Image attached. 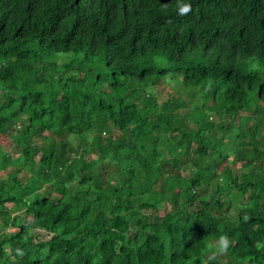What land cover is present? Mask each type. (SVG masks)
I'll use <instances>...</instances> for the list:
<instances>
[{"label":"trees","instance_id":"1","mask_svg":"<svg viewBox=\"0 0 264 264\" xmlns=\"http://www.w3.org/2000/svg\"><path fill=\"white\" fill-rule=\"evenodd\" d=\"M218 262L264 264V0H0V264Z\"/></svg>","mask_w":264,"mask_h":264},{"label":"rangeland","instance_id":"2","mask_svg":"<svg viewBox=\"0 0 264 264\" xmlns=\"http://www.w3.org/2000/svg\"><path fill=\"white\" fill-rule=\"evenodd\" d=\"M180 82L182 83V79H180L179 77H173L170 80L163 81L161 83H158V84L154 85L151 90H152L153 95L156 98V101L159 102L160 100H162V99H164L166 97H169V96H171L173 94L179 95V96L180 95L181 96L182 95H185V93H183V91L180 92V93H175V89L177 88V84H179ZM202 101H203L202 96L201 95H198L196 97L195 101L192 102V103L187 104L184 107L183 110L185 111L187 109H190V107L193 104L201 105ZM203 108L205 109V106H203ZM252 123L255 124V123H257V121H252ZM4 140L5 141H8L5 136H4ZM2 144H3L2 145L3 147L9 148V147L6 146L7 144H5V143H2ZM23 222H26V219H23ZM7 230L8 231H13V229L10 228V227ZM36 231H37V234H39V238L45 236V234H46L44 231H40V230H36ZM4 248L7 249V251H9L8 246H4ZM219 253H220V256L223 257L224 252L221 251ZM218 264H220V263L218 262Z\"/></svg>","mask_w":264,"mask_h":264},{"label":"clouds","instance_id":"3","mask_svg":"<svg viewBox=\"0 0 264 264\" xmlns=\"http://www.w3.org/2000/svg\"><path fill=\"white\" fill-rule=\"evenodd\" d=\"M191 10V5L190 4H184L181 8H180V13L181 14H186ZM223 239V238H222Z\"/></svg>","mask_w":264,"mask_h":264}]
</instances>
